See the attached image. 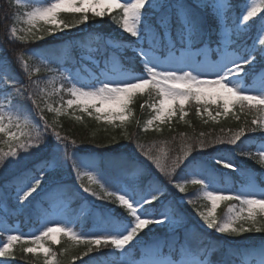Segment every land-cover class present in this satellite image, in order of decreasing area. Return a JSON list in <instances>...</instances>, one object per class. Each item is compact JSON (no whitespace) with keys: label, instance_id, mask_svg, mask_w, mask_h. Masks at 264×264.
Segmentation results:
<instances>
[{"label":"snow or ice","instance_id":"6c2138e0","mask_svg":"<svg viewBox=\"0 0 264 264\" xmlns=\"http://www.w3.org/2000/svg\"><path fill=\"white\" fill-rule=\"evenodd\" d=\"M240 2L245 7L233 18L232 0H14L10 7H31L22 13H5V20L11 21L5 33L6 42L35 43L58 31L85 25L90 19L108 16L129 35L135 45L129 60L138 61L141 71L133 75L121 63L124 45H112L110 40L100 37L96 47L88 49L89 57H94L92 67L99 73L90 82L64 76L59 69H53L51 56L42 50L0 48V175L12 165L35 160L34 168H27L0 184V204L6 205L2 210L7 214V205L13 200L14 211L33 208L34 194L42 191L47 196L61 190L64 186L53 177L69 162L79 188L102 204H85L76 220L45 219L38 234L9 230L6 239L0 240V258H3L0 264H11L18 245L34 261L42 258L43 264H63L59 255H65L67 250L58 255L49 246V242L56 244L61 238H67L73 247L85 248L79 258L107 249L106 255L97 258L98 264H264V242L226 250L223 258L215 259L218 245L195 240L187 213L182 212L178 202L166 199L168 185L181 194L189 186H197L199 198L210 203L206 210L195 209L207 229L226 237L264 233V190H257L255 174L232 160L216 157L215 164L241 173L246 180L235 191L217 187L213 170L194 163L193 156L194 152H203L215 144L235 146L242 137L257 132L264 137V35H261L264 0ZM62 15L76 19L66 22L61 19ZM18 23L23 27H18ZM251 25L257 26V35L249 45L246 37ZM35 62L39 65L33 67ZM13 63L29 78L32 90L19 86ZM41 69L51 74L43 86L39 80H31L33 72L39 73ZM58 81L61 83L56 87ZM63 81L71 86L65 88ZM61 92L71 98L66 106L54 108L48 98ZM145 93L154 94L156 100L148 105L154 115L145 122L144 131L156 122L170 124L177 115L184 120L186 105L195 106L198 116L207 115L213 121L229 115L239 120L236 109L254 118L250 125L241 126L226 139L209 141L203 133L196 138L182 137L176 154L164 146L145 147L138 143L136 147L146 162L155 166L167 184L149 178L147 186L142 187L141 178L149 175L147 167L128 160L112 187L108 181L102 182V172L89 170L93 162L77 155L81 149L76 142L61 136L57 131L58 121L48 124L42 115L45 107L59 116L77 106L97 121L119 120L116 127H124L127 117L132 115L129 105ZM41 101L45 107H41ZM213 105L215 115L209 110ZM34 112L41 114V123L36 122ZM155 130H161L159 124ZM124 135L127 137V132ZM69 144L73 148L71 152ZM239 155L260 165L264 179V142L257 145L256 152ZM181 166L190 179H173ZM46 180H51L49 189L43 188ZM181 200L187 205L196 204L193 199L181 197ZM221 203L228 206L224 215L218 217L217 208ZM106 205H114L119 211ZM89 218L91 227L85 230V221ZM75 224L80 225L79 231L73 227ZM149 226L163 228L164 233H153ZM149 233H152L150 237ZM71 259L74 262L78 257Z\"/></svg>","mask_w":264,"mask_h":264},{"label":"trees","instance_id":"16d2710c","mask_svg":"<svg viewBox=\"0 0 264 264\" xmlns=\"http://www.w3.org/2000/svg\"><path fill=\"white\" fill-rule=\"evenodd\" d=\"M23 2V0H22ZM235 7L231 15L233 18L239 16L243 10L244 4L240 0H232ZM14 0H0V22L3 23L4 28L7 29L10 20H5V13H22L29 8H16L14 6ZM61 19L66 22H72L76 17L71 15H62ZM18 27H23L21 24H17ZM7 31V30H6ZM6 33V32H5ZM257 35V26L251 25L249 33L246 37V42L251 45L254 38ZM5 36H1L0 39L4 40ZM103 38L105 41H111L112 45H124L125 47L120 52L121 63L131 71L140 73L141 66L138 61H130L129 58L134 55L133 49L135 45L131 43L130 37L127 33H123L122 30L110 19L105 16L103 18L90 19L87 24L79 25L78 27L66 29L63 32H56L54 35L46 36L44 40L37 41L35 43L20 44V47L16 50H31L37 49L46 52L51 56L53 62L50 63V67L53 69H59L64 76L75 77L76 80L82 82H90L99 75L92 67V60L88 55V49H94L96 47L97 38ZM134 39V38H131ZM258 43V42H257ZM259 46V45H258ZM214 47V45H213ZM0 48L1 44H0ZM163 58V57H161ZM39 65V62H35L33 67ZM13 70L16 72L20 79L21 87L29 88L32 90L31 81L27 76L22 73V70L17 64L13 63ZM83 69V70H82ZM59 72L57 75H59ZM51 74L43 71L39 73L33 72L31 80H39L41 85L49 78ZM60 81L57 82L56 87L60 86ZM64 87H70V83L63 81ZM62 97V99H61ZM71 96L65 92H61L59 95H54L48 98V103L52 106L60 107L62 104L66 106V101ZM2 99V97H0ZM156 97L153 94L149 96L147 93L138 95L134 98L133 102L129 105L132 110V115L127 117V122L124 127H116L120 123L119 120H115L113 123H108L105 120L97 121L94 116H88L87 113L81 112L79 107L73 106V109H69L67 114H61L57 116L53 112H49L41 101V107H45L42 113L44 120L48 124H53L54 121H58L59 126L57 131L61 136H65L69 141H75L76 145L81 149L78 153H87L95 158V168L102 172V182L108 181L110 186L115 187L113 183L122 175V166L125 161L135 160L147 167L148 176L142 177L140 184L142 187H146L149 178L159 179L167 184V181L161 176L159 171L155 169V166L150 161L146 162V157L140 151L136 145L142 144L145 147H151L153 145L160 147L164 146L172 150L173 154L179 152L181 147L182 137L196 138L201 133L204 134V138L209 141H215L216 139H226L229 135L237 131L241 126L245 124L250 125L251 120L254 118L251 114L241 113L238 109L235 111L239 115L240 119L237 120L235 116L229 115L228 117H219L213 121L207 115L198 116L196 114L195 106H185L187 115L184 120H180L179 116L172 118L171 123L165 122L156 124L149 127L147 131L143 130L145 122L154 115V111L148 107L149 104L155 102ZM141 105H144L142 108ZM215 115L216 107L213 105L210 109ZM94 111V110H93ZM39 118L41 115L38 112H34ZM76 116H80L81 119L77 120ZM40 121V120H39ZM207 121V123H205ZM159 124L160 131H156V125ZM127 132V138L124 133ZM264 142V137L259 132L242 137L241 141L237 145L228 144H215L208 147L203 152L196 151L193 153L195 157L194 163H203L208 168L216 172L218 175V182L227 189L233 191L240 189L245 183V177L241 173L232 172L228 169H223L219 165L214 163V158L229 156L238 166L243 169L252 172L256 176L258 183L262 184L261 178V166L256 164L253 160L247 159L239 153L241 152H256L257 145ZM35 160H26L19 165H12L8 172L0 175V184H3L6 179L12 176L20 175L27 168H34ZM67 175H69L67 177ZM57 183L64 187L59 190L58 196L62 197L68 202L69 206L75 207L79 205V202L83 199H88L90 203L102 206L101 202L90 197L87 193H84L78 186V181L72 171L71 163L69 162L65 167L56 172L53 177ZM183 178H191L188 172L181 166L174 174V180H181ZM52 187L51 180H46L43 188L49 189ZM55 193L57 191H54ZM43 192L40 194H34L36 200L43 207L48 206V200L43 198ZM181 197L185 199L196 200L195 206L187 205L183 203ZM169 201L178 202V206L182 212L187 213V222L192 228L195 240L209 241L218 245V250L215 254V259L223 258L226 250L233 248H241L248 246H258L264 242V233H244L238 237H226L221 234L215 233L214 230L207 229L202 224L199 217L196 215V208L200 210H206L210 207V203L199 198V189L197 186H189L187 192L184 194L178 193L173 189L171 185H168ZM34 201V205L35 202ZM15 205V201H9L7 207V214L2 210L5 207L0 205V221L6 220L9 223L17 221L23 232L34 233L38 229V218L40 217L41 210L36 206L28 208L27 210H12ZM113 208L114 205H106ZM227 203H221L217 208V216H223L227 210ZM159 207V206H157ZM91 226V218L85 221V230ZM153 229V233L162 235L164 233L163 228L157 226H149ZM75 230H80V225L75 224ZM148 230L145 229V232ZM202 233V235H201ZM38 234V233H37ZM143 236L144 234L141 233ZM152 233H149V237ZM148 237H146L147 239ZM6 239V235L0 232V240ZM25 247H32V245H24ZM49 246L58 255L67 250L65 255H59V259L63 264H86L89 260L97 259V255L101 253H91L87 256L80 257V254L85 251L83 246L73 247L71 242L67 238H61L59 243L52 244L49 242ZM103 255L107 254V249L102 251ZM76 256L74 262L72 257ZM3 259V258H0ZM11 264H43V259L40 261H34L31 254H24L21 247L18 245L15 248V258L12 259Z\"/></svg>","mask_w":264,"mask_h":264},{"label":"rangeland","instance_id":"374dc122","mask_svg":"<svg viewBox=\"0 0 264 264\" xmlns=\"http://www.w3.org/2000/svg\"><path fill=\"white\" fill-rule=\"evenodd\" d=\"M244 7H245V5L243 6V9H244ZM6 30L7 29L4 28L3 23L0 22V34H1V36L2 35L5 36ZM261 35H264V33H261ZM0 41H5V37H4V40L0 39ZM1 47H2V49H13V50H16L17 48L20 47V44L19 43H8V42L5 41L3 44H1ZM211 58L216 59L218 57L212 56ZM201 59H203V57H201ZM161 60H163V58H161ZM132 74L133 75H138L140 73L132 71ZM249 83H251V81H249ZM34 116H35L36 122L37 123H41V121H39V118L37 117V115L34 114ZM72 150H73L72 145L69 144V151L71 152ZM77 155L80 156V157H83L86 160H89V161L93 162V167L91 169H89V170L96 171L95 170V158L93 156H90L87 153H78V152H77ZM224 158L231 160L229 156H224ZM25 161H22V162H25ZM199 164L207 167L203 163H199ZM208 169H210V168H208ZM212 174H213V176L215 178L216 186L225 188L224 186H222L218 182V180H217V177H218L217 175L218 174L216 172H214V171H212ZM68 176L69 175H67V177ZM261 181H262V184L258 183L257 180H256L257 186H258V188H257L258 191L259 190H264V179H262ZM209 190H213V189H209ZM58 193L59 192H56V193L55 192H50L47 195V197L51 196V199H50V202H49V205H48L47 208L40 207L39 204L37 203V200H36L35 206L37 207V209L40 208V210H41V215H40V217L38 219V229L40 228L41 224L44 222L45 219H48V220H58V219L76 220L77 217L80 215V209L82 208V206H84L85 204H91L88 199H83V200H81L79 202L78 206L74 207L76 209L74 211V209L71 206H68L67 201H64V199L62 197L58 196ZM0 205L3 206V207L6 206V205H2V204H0ZM74 226L75 225H73V227ZM9 230H18L21 233H27V232H23L22 231V228L17 223V221H14L13 223H8L5 220L4 221H0V231L4 232L6 234V236H7L8 234H10ZM37 230L33 231V232L37 234L38 233ZM101 255H103V254L101 253V254L97 255V258L99 256H101ZM86 264H98V260L97 259L89 260V261H87Z\"/></svg>","mask_w":264,"mask_h":264}]
</instances>
